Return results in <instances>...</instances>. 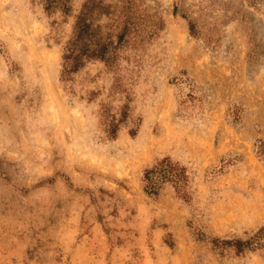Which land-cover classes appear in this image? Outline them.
I'll use <instances>...</instances> for the list:
<instances>
[{
    "label": "rangeland",
    "instance_id": "rangeland-1",
    "mask_svg": "<svg viewBox=\"0 0 264 264\" xmlns=\"http://www.w3.org/2000/svg\"><path fill=\"white\" fill-rule=\"evenodd\" d=\"M132 1L116 66L64 80L85 0H0V264H264L211 243L264 224V0ZM166 157L189 201L145 191Z\"/></svg>",
    "mask_w": 264,
    "mask_h": 264
},
{
    "label": "trees",
    "instance_id": "trees-1",
    "mask_svg": "<svg viewBox=\"0 0 264 264\" xmlns=\"http://www.w3.org/2000/svg\"><path fill=\"white\" fill-rule=\"evenodd\" d=\"M106 0H85L80 14L76 17L74 36L67 42L62 55L64 80L81 70L87 62L100 60L110 67H115L120 51L125 47L129 37L135 39L142 29V18L137 15V6L132 0H119L116 4H106ZM72 0H45V11L51 13L60 9L69 14L72 11ZM178 8L176 6V12ZM175 12V13H176ZM188 18L186 15H182ZM110 22L103 24L102 18ZM192 33L195 23L189 20ZM110 26V27H109ZM127 117L125 113L124 118ZM118 126L112 124L109 136L115 138ZM257 153L264 161V141H260ZM143 181L145 191L150 195H159L163 186L170 184L182 200L189 201L190 177L186 166L174 162L170 157L160 160L155 166L147 169ZM218 250H232L236 255L246 252L264 251V224L246 239L219 237L211 240Z\"/></svg>",
    "mask_w": 264,
    "mask_h": 264
}]
</instances>
